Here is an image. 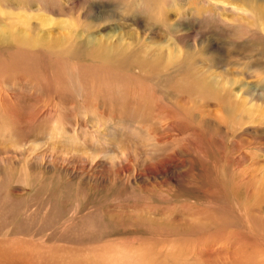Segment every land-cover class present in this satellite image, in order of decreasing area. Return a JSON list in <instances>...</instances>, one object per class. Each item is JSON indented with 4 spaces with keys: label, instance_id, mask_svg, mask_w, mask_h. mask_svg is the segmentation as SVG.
Masks as SVG:
<instances>
[{
    "label": "rangeland",
    "instance_id": "rangeland-1",
    "mask_svg": "<svg viewBox=\"0 0 264 264\" xmlns=\"http://www.w3.org/2000/svg\"><path fill=\"white\" fill-rule=\"evenodd\" d=\"M170 1L151 0L155 6L150 9L148 7L146 14L138 19L127 17L123 21H112L105 18L104 14L111 10L113 15L121 12L120 7L112 0H0V10L5 11L4 14H0V29L7 30V32L32 33L34 34V45L37 47L51 46L53 50H55L53 45L71 47L73 53L70 57L78 56L80 63L83 62V55L85 58L95 59L102 70L101 81L109 82L113 77L125 78L128 75H135L138 80L145 76L146 78L164 77L171 83L166 85L168 91L158 101L157 112L160 114H170L174 105H182L189 100L187 89L181 87L182 81L185 87L200 89L208 98L197 95L196 109L191 111L194 110L199 118L197 117L194 123L201 120V114H207L215 119H218L216 115L221 117L223 114L221 118L228 121L220 127L222 129L211 123H204L202 126L205 130L204 134L210 140L212 139L213 149L216 152L236 153L237 156L232 158L231 163L226 162L228 174L231 173L232 167H239V174L253 172L256 169L253 167V160L258 162L257 159L261 160L258 164L260 170L264 162V150L261 149L264 147V126L262 127L264 121L256 120L253 125L239 126V133L235 135L232 130L228 129V123L235 122L238 114L230 113L236 106L229 105L227 100L239 101V106H237L239 107V121L242 120L243 114H248V108L251 107L249 100L244 107L241 99L252 97L262 105L259 110H251L253 112L250 113L251 115L256 114L255 117H258L261 115L259 112H264V0H183L180 7L169 4L164 18L173 26L179 27L180 30L177 29L181 31V33L173 31L174 36L176 35L174 40L171 37L172 34L159 33L158 28L154 31L146 29L152 27L146 23L149 19L152 25L160 20L157 18V7ZM146 2L148 3L149 0ZM176 39L178 41H175ZM33 58H36V61ZM26 59L28 63L20 65L13 60V57L6 63L0 60V76L3 74L4 79L6 76L4 71H8V73L13 72L12 74L18 79H15L12 85L4 84L0 78V90H3L1 94L2 92L3 94L8 93L9 97L16 94L22 99L24 95L35 91L32 86L29 87V94L26 92L27 81L38 80L49 85L59 84V74L51 76L45 73L48 69V60L45 57L31 52ZM41 61L44 67L46 65L45 71L40 66ZM194 74L202 76L199 82L193 79ZM113 82L117 84L120 81L114 80ZM129 84L127 82V86ZM40 95L41 97L37 100L39 105L35 107L36 110L32 109L33 114L42 110L40 101L42 102L48 96ZM204 98L208 99L210 107L203 101ZM23 99L27 106L23 104L20 110L23 111L22 115H25L29 113L30 103L27 99ZM217 109H221L220 113L216 111ZM148 112H152L153 115L157 113L152 110L145 111L149 114ZM83 113L86 114L84 110ZM76 118L77 113L71 116V121L75 120L72 128L76 126ZM156 119H158L157 122L161 121V124L164 121ZM109 123L105 119L94 123L89 118L86 132L81 139L77 140L72 138L74 132L59 139L43 130L29 131L26 126L6 141L0 140V190L6 195L0 201V264H222L225 261L224 255L213 250H206L190 261L185 260L187 253L183 252V249L188 248V243L191 242L189 237L181 232L182 219L177 211L168 219H165L161 213H154L155 222H164L167 229L171 230L170 236H146L135 243L117 244L114 241V230L110 233H102L103 228L99 226L101 219L104 217L105 221L106 218L105 224L115 228V217L118 216L116 199L103 198V195L99 194L100 191L106 190L105 196L113 197L116 192L115 178L118 174L114 176L110 172V163L121 150L124 152L127 149L132 150L141 158L139 151L141 142L132 138L135 136L132 127L129 126V130L122 127L127 126L124 122L115 123L112 132L104 131L112 136L107 142L100 139H95L94 143L88 141L94 127L106 126ZM187 126L174 123L173 127H170V130L166 129L165 132L169 135L187 132ZM146 128L160 130V125L153 123ZM209 128L217 129V133L214 131L216 135L210 132ZM193 134L183 136L181 146L194 156L198 152L202 137L197 132ZM127 136L130 137L125 139ZM114 137L123 139L124 144L114 146L112 141ZM18 145L24 146L23 154L14 155L7 161L4 150L9 147L15 148ZM55 157L68 159L69 162L58 161L60 165L55 166ZM83 159H87L88 163L83 162ZM176 160L178 161L179 158H174V163L177 162ZM195 161H198L199 165ZM126 162L127 160L125 163L120 162L117 168L122 170L120 178H126L128 175L123 176L126 165L131 166L133 171L135 169L134 173H139L141 168L138 160ZM169 166L166 165V170L171 167ZM184 166L182 170L171 169L173 175L166 177L171 182L160 186L157 182L150 180V183L143 187L149 190L163 189L164 192L166 190L165 193L173 198L174 192L171 193L169 190L174 189L175 191L182 184L194 186L192 178L194 180L195 172H191L190 169L194 166H202L204 169L207 161L197 158ZM22 167H26V170ZM61 167H63V172L55 173V170L59 171ZM202 169L198 175L195 173L197 179L201 181L200 187L212 189L209 183H205L207 180ZM16 171L25 174L27 178L39 181L44 191L66 190L70 200L76 198L78 201L81 193H88L89 197L83 200V208L79 211L76 222H68L71 218L70 209L74 210L73 207L62 209L64 212L60 215L55 204L50 208V212L58 217L52 219L51 216L50 220H44V207H38L35 201L24 204L21 198L32 195L33 189L21 182H15L13 179L7 181L5 178L7 173ZM66 171L69 173L66 174ZM142 174H144V169ZM242 178L244 182L248 180L245 177ZM68 181L70 184L66 186L65 182ZM23 187H26L24 191ZM249 190L252 192L253 189L249 188ZM201 192L203 191L193 194V197L200 195ZM9 196L10 201L14 199L18 204L13 213L6 216L9 210H6V206L10 201L6 203L4 201ZM234 205L233 202L228 203L233 218L238 214L236 209H233ZM239 206V224H243V221L251 224L250 220L249 222L245 220L246 212L243 205L239 203ZM209 207L210 210L214 208L215 212L219 210L223 217L222 211L224 210L219 205L209 204ZM124 212H129L131 216L137 215L135 210L127 209ZM3 218L5 220L2 222ZM89 218L98 220L94 223ZM261 223H264V211L255 221L257 225ZM93 229L96 230L99 241L88 240L90 235L86 233ZM252 230L256 231L255 228ZM76 233L80 234L78 238H68L69 235ZM53 236H57V239L51 241ZM66 239L70 242H66ZM181 246L183 249H180ZM190 248L193 249V247ZM233 255L231 251L228 258Z\"/></svg>",
    "mask_w": 264,
    "mask_h": 264
},
{
    "label": "bare ground",
    "instance_id": "bare-ground-1",
    "mask_svg": "<svg viewBox=\"0 0 264 264\" xmlns=\"http://www.w3.org/2000/svg\"><path fill=\"white\" fill-rule=\"evenodd\" d=\"M112 1L120 7L121 11L118 15H113L112 10L104 14L105 18L112 21H123L127 19V17L138 19L141 15L143 16L146 14V9L148 7L150 9L155 6L151 0H149V4L146 2L148 0ZM182 2L183 0H171L169 3L166 2L164 5H159L157 7V18L160 20L152 25V21L149 19L146 23L148 26L152 27H147L146 29L154 31L158 28L159 33L163 32L167 35L172 34L171 37L174 40L176 35L174 36L173 31L175 33H181V31H178L179 27L173 26L172 23L164 17L167 14L169 4L180 7ZM4 13L5 11L0 10V14ZM131 13L133 14L132 16L130 15ZM145 35L147 34L145 33ZM175 41L178 40L176 39ZM53 46L55 50H53L51 46L46 48H43V46L37 47L34 45V34L29 32H7V30L0 29V60H2L3 63H6L12 57L18 65L28 63V60L26 59L27 55L31 52H35L48 60L47 72L44 70L46 65L44 67L42 61V64L40 65L43 67L45 73L51 76H55L56 74L60 75V82L58 85H49L39 82L38 80L33 82L30 81L31 83L27 81L28 87L26 86V92L29 94V87L32 86L35 91L34 93L23 96V98L27 99L28 103H30L28 105L29 113L25 115H22L23 111L20 110L23 104L27 106L26 101L23 98L20 99L16 94L9 97L7 95L8 93H0V140L3 142L6 141L13 134L21 131L25 126L29 131L43 130L59 139L64 138L68 133L74 132L75 134L72 138L77 140L81 139L82 135L86 132L88 120L91 118L94 123H99L102 119L108 120L110 123L106 126L98 125L94 127L88 141L94 143L95 139H100L103 142H107L109 138H112L108 132L114 131L113 125L115 123H127V126L123 125L122 127L128 130L129 126L133 128L135 136L132 138L140 140L141 142V145H139L141 158H139L138 154H134L132 150L127 149L124 152L121 150L117 157L110 163V172L114 176H116V173L118 174V177L115 178L116 192L113 194V197L105 196L106 190L100 191L99 194L103 195V198L116 199L118 216L115 217V228H112L109 224H105V221H107L106 218L105 221L104 217L101 219L102 223L100 222L99 226L103 228L102 233H110L111 230H114V241L117 244L135 243L137 240L146 236H170L169 232H171V230L167 229L164 222H155L154 213H161V215L165 216V219H168L177 211L181 219L184 221L181 220V232L184 236L189 237V241L191 242L188 243V248L186 249H183L182 246V248L180 247V249H183V252L185 251L187 253L186 257L184 255L185 260L190 261L195 258L196 255H199L206 250H213L219 251L220 254L224 255L225 261L222 264H264V223H261L260 225L255 224V221L261 216V212L264 211V162L261 164L262 167L259 170L258 164L261 163V160H258L255 157V160L257 159L258 162L253 160V164L251 161L253 167H256V169L253 168V172L246 174L243 172L242 174H239V167H232L233 169L231 170V173L228 174V166L226 162L228 164L231 163L232 158L237 156L236 153L230 152V154H224L219 151H217V153L213 149L214 144L212 139L210 140L204 134L205 132L203 131L205 130L202 129L204 123H211L220 128L228 121H224L221 118L223 114L221 117L216 115L218 119L212 118L211 116L209 117L207 114H201V120L194 123L198 114L194 112V110H191L196 109L195 107L197 104L195 103L198 101L196 100L197 95L200 97L206 96L207 98L208 96L196 87H185L183 84L184 82L182 81L181 87L187 89L189 100L182 105H174L170 114H160L157 112L158 101H160L161 96L168 91L166 85L171 83L164 77L152 76L146 78L145 76L143 79L138 80L135 78V75H128L125 78L113 77L109 82L101 81L102 70L101 67L97 65L95 59L85 58V55H83L84 63H80L78 56L70 57L73 53L71 47L62 45ZM33 60L36 61V58H33ZM4 72L6 76L3 79L2 74L0 76L1 81H3L4 84L9 83L13 85L15 79H17L16 75H13V72ZM201 78L202 76L198 74L193 75V79L196 82H199ZM114 80L120 82L115 84V82H113ZM127 82L130 83L129 86H127ZM114 86H116V89H114ZM8 89L16 91L11 88ZM1 91L3 90H0V92ZM254 92L257 93L255 89ZM40 94L48 96L42 102L40 101L42 110H38L37 114H33L32 109L36 110L35 107L39 105L37 100L41 97ZM200 99L199 101L202 102ZM247 100L250 101L251 107L248 108L249 112L247 115L240 111L243 114V116H241L242 120L240 119V121L238 112L239 107H237L239 106V101L227 100L229 105L236 106V108L230 113L233 115L238 114L235 122L230 121L228 123V129L232 130L235 135L239 133V126L244 127L251 124L253 125L256 120L264 121V112H259L261 115L258 117H255L257 116L256 114L255 116L250 114L253 113L251 110H259L262 105H260L254 98L247 97L240 100L241 103L244 104V107ZM203 101L210 107L208 99L206 100V98H204ZM201 104L198 105L201 106ZM221 109H217L216 111L220 113ZM83 110L86 114L83 113ZM147 110H152L157 113L153 115L152 112H148L149 114H147L145 113ZM75 113H77V123L76 126H73L74 128H72L75 120L71 121V116ZM108 116L110 118H108ZM156 118H159V121L161 119L164 121L162 120L163 122L161 124V121L157 122L158 119ZM153 123L160 125V130H149L146 128ZM174 123L188 125L187 132L185 131L175 135L167 134L168 132H165L167 131L166 129L170 130V127H173ZM263 126L264 124L262 127ZM106 130L108 132L104 133ZM216 130L217 129H211L209 131H212L213 133L214 131L216 132ZM196 132L201 135L202 143L199 140L201 146L198 145V152L193 156L182 148L183 146L181 145L183 141L181 140L183 139V136H189L190 134L192 136L194 135L193 133ZM129 137L130 136H127L125 139ZM236 139H238V137ZM112 141L114 146L124 144L123 139L119 137H114ZM23 147L24 146L22 145H18L15 148L9 147L4 150V154L7 156L5 159L8 161L14 155H22L24 152ZM261 149L263 151L264 147ZM254 151L259 150L254 149ZM247 154L249 155V153ZM174 158H179V160H176L177 162L174 163ZM197 158L198 160L203 159L207 161V166L204 169H202V166H194L190 171L195 172L196 175H198L202 169L204 177L207 180L205 183H209V186H211L212 189L209 188L208 190V188L204 186L207 188V191L206 188L200 187L201 181L197 179L195 173L193 175L194 180L192 178L194 186L182 184L175 191L174 189L169 190L171 193L174 192L173 198L165 193L167 192L166 190L164 192L163 189L149 190L148 188L143 187L145 184L150 183V180L157 182L160 186L171 182L170 179L166 177H168V175H173L171 172L172 168L182 170L183 167H185L184 164L187 166V163L191 162V160H196ZM258 158L260 159V156ZM126 160L128 163L138 160L141 164V168L139 173H134L135 169L133 171L131 166L126 165L123 170V176H126V174L128 175L126 178H120L122 170H118L117 168L121 163H125ZM58 161L61 163L69 162L68 159L55 157V166L60 165ZM83 162L88 163L87 159H83ZM195 162L199 165L197 163L198 161ZM64 165L65 164H63V166ZM166 165H170L171 167L169 166L170 168L166 170ZM199 167H201V169ZM249 167H246V169H249ZM22 169L26 170V167H22ZM143 169L144 174H142ZM61 172H63V167H61L59 171L55 170V173ZM68 173L69 172L66 171V174ZM179 173L183 174L180 171ZM131 174L133 175L131 176ZM242 177L247 178L249 181L247 180L244 182ZM5 178L7 181L13 179L15 182H21V184H25V186L33 189V194L25 196L26 198L23 196L21 201L26 205L35 201L38 203V207H44V220H50L51 216L52 219L58 217L50 212V208L56 204L57 210L60 211V215L64 212L62 209H70L73 207L74 210L70 209L71 218L68 222H76L78 213L83 208V200H87L89 197L88 193H81L79 195L80 199L77 201L76 198L70 200L67 191L64 189H56L54 192L47 190L44 191L39 181L27 178L25 174L17 171L14 173H7ZM69 184V181L65 182L66 186ZM248 185L249 188L253 189L252 192L249 190ZM25 188L26 187H23L22 190L24 191ZM69 188L72 189L71 187ZM199 191L203 192L194 198L193 194L198 193ZM84 194L85 197H83ZM5 196L6 195L0 190V201ZM33 196H36L37 198ZM10 199L11 197L9 196L4 202H9ZM229 202H233L237 205L233 206V209L235 208L238 212L234 218L232 217L231 209L228 206ZM239 203H241L245 209L246 222H249L250 220L252 222L251 224L244 223V221L242 222L243 224H239ZM17 204L18 202L14 199L7 204L6 210H9L6 216L13 213ZM99 204L100 203H98V205ZM209 204L219 205V207L224 210L222 211L223 217L219 210L217 212H215L214 208L210 210ZM105 208H107V206H105ZM127 209L135 210L137 215L131 216L129 215V212H124ZM89 219L94 223L98 220L96 218ZM131 219L133 221H131ZM4 220L5 219L3 218L2 222ZM254 228L256 231L252 230ZM95 231L96 230L93 229L86 233V235H90V238L88 239L89 241H99V236ZM86 235L83 234V236ZM77 236H80V234L76 233L69 235L68 238H75ZM55 239H57V236H53L51 241ZM66 242H70V240L66 239ZM190 247H193V249ZM231 251L234 255L233 257L228 258V254ZM179 255L181 256L182 253Z\"/></svg>",
    "mask_w": 264,
    "mask_h": 264
}]
</instances>
